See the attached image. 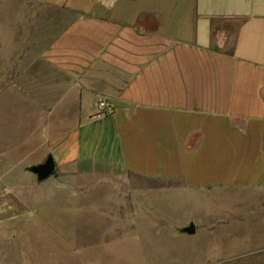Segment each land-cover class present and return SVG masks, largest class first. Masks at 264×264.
<instances>
[{
  "label": "crops",
  "instance_id": "crops-1",
  "mask_svg": "<svg viewBox=\"0 0 264 264\" xmlns=\"http://www.w3.org/2000/svg\"><path fill=\"white\" fill-rule=\"evenodd\" d=\"M34 1L70 16L39 55L67 80L38 87L52 91L48 156L64 177L130 187L132 210L103 211L118 231L222 240L264 214V0ZM208 192L230 197L239 212L170 225L177 215L168 203ZM190 224L193 234L183 231ZM223 244L207 259L198 246L169 254L170 264L244 256L229 253L230 238Z\"/></svg>",
  "mask_w": 264,
  "mask_h": 264
},
{
  "label": "rangeland",
  "instance_id": "rangeland-1",
  "mask_svg": "<svg viewBox=\"0 0 264 264\" xmlns=\"http://www.w3.org/2000/svg\"><path fill=\"white\" fill-rule=\"evenodd\" d=\"M69 17L34 0H0V264H170L169 254L197 246L200 259L221 255L229 238V253L244 255L230 264L264 260L257 249L264 246V214L231 226L222 240L199 233L168 239L147 230L135 237L103 214L133 209L129 186L104 177L70 179L56 170L37 180L29 168L47 159L46 142L56 127L47 113L52 91L38 87L53 79L67 83L39 55ZM215 194L168 203L177 215L170 225L195 224L199 213L231 218L239 212L230 197ZM160 199L163 211L167 203Z\"/></svg>",
  "mask_w": 264,
  "mask_h": 264
},
{
  "label": "water",
  "instance_id": "water-1",
  "mask_svg": "<svg viewBox=\"0 0 264 264\" xmlns=\"http://www.w3.org/2000/svg\"><path fill=\"white\" fill-rule=\"evenodd\" d=\"M29 170L36 175L38 181H44L53 175L55 171V163L52 157L48 156L45 162L33 165ZM183 231L188 234H193L195 232V226L190 224L188 227L184 228Z\"/></svg>",
  "mask_w": 264,
  "mask_h": 264
},
{
  "label": "built area",
  "instance_id": "built-area-1",
  "mask_svg": "<svg viewBox=\"0 0 264 264\" xmlns=\"http://www.w3.org/2000/svg\"><path fill=\"white\" fill-rule=\"evenodd\" d=\"M98 109L104 112L111 111V107L105 101H100L98 103Z\"/></svg>",
  "mask_w": 264,
  "mask_h": 264
},
{
  "label": "trees",
  "instance_id": "trees-1",
  "mask_svg": "<svg viewBox=\"0 0 264 264\" xmlns=\"http://www.w3.org/2000/svg\"><path fill=\"white\" fill-rule=\"evenodd\" d=\"M53 174H55V171H54V173Z\"/></svg>",
  "mask_w": 264,
  "mask_h": 264
}]
</instances>
